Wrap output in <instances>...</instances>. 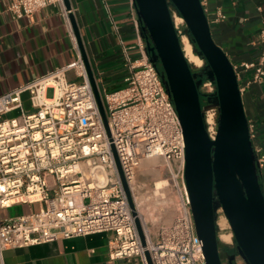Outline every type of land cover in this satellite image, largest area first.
Returning <instances> with one entry per match:
<instances>
[{
	"label": "built area",
	"instance_id": "1",
	"mask_svg": "<svg viewBox=\"0 0 264 264\" xmlns=\"http://www.w3.org/2000/svg\"><path fill=\"white\" fill-rule=\"evenodd\" d=\"M210 1L200 0L206 14ZM48 7H61L69 24L71 11L66 10L63 0H12L9 11L20 19ZM171 12L179 38L188 35L185 25H175L179 13L176 9ZM217 14L224 18L220 11ZM134 30L132 47L120 39L128 68L125 86L101 94L107 124L81 55L68 68L0 96V207L40 205L39 211L0 220V264H6L8 250L101 233L114 234L109 244L110 264H149L147 254L152 264H207L184 180L182 126L136 15ZM67 70H74L82 82H68ZM235 71L238 80L242 73L251 72V82L262 83L264 45L257 61L244 62ZM50 90L52 96L48 97ZM200 92L214 94L216 85L205 80ZM25 95L31 111L25 108ZM210 111L214 116L213 131L207 127L211 136L217 133L218 110L209 107L205 118ZM15 112L19 114L5 118ZM248 125L261 168L262 148L254 142L255 125ZM153 156L168 165L173 186L181 195L173 224L160 228L156 239L139 213L140 186L136 182L141 162ZM122 176L142 224L144 243ZM217 213L219 219L223 211L218 209Z\"/></svg>",
	"mask_w": 264,
	"mask_h": 264
},
{
	"label": "water",
	"instance_id": "2",
	"mask_svg": "<svg viewBox=\"0 0 264 264\" xmlns=\"http://www.w3.org/2000/svg\"><path fill=\"white\" fill-rule=\"evenodd\" d=\"M63 1L70 10L69 0ZM133 1L151 59L162 71L164 85L182 126L184 180L197 234L204 244L206 263L222 264L216 225L217 210L221 209L243 263L264 264V194L235 67L215 42L200 0ZM172 8L183 18L188 37L196 44V53L206 64L197 72L183 53ZM74 29L97 104L107 124L102 98L75 25ZM205 80L216 85L214 94H201ZM209 107L218 110L215 139L209 135L205 123V111ZM120 173L122 175L121 170ZM122 180L144 243L141 221L123 176ZM147 258L152 264L149 254ZM229 264H233L232 260Z\"/></svg>",
	"mask_w": 264,
	"mask_h": 264
},
{
	"label": "crops",
	"instance_id": "3",
	"mask_svg": "<svg viewBox=\"0 0 264 264\" xmlns=\"http://www.w3.org/2000/svg\"><path fill=\"white\" fill-rule=\"evenodd\" d=\"M11 2L0 0V96L66 69L82 56L74 25L100 95L108 86L124 84L128 68L120 39L128 47L136 42L134 18L138 13L133 0H69L70 10L64 4L71 11L69 24L61 7L16 19L9 11ZM218 11L223 19L218 18ZM206 15L215 42L234 67L258 60L264 45V0H211ZM120 52L125 70L111 75L120 68ZM66 79L82 82L74 70L66 71ZM251 81V72L242 73L239 85L248 122L255 125L254 142L264 156V79L260 84ZM24 105L32 110L27 95ZM151 165L155 164L145 170ZM259 180L264 194V165L259 168ZM36 208L35 204L0 207V220L17 218ZM113 239V233H101L59 240L8 250L4 259L6 264H110Z\"/></svg>",
	"mask_w": 264,
	"mask_h": 264
},
{
	"label": "rangeland",
	"instance_id": "4",
	"mask_svg": "<svg viewBox=\"0 0 264 264\" xmlns=\"http://www.w3.org/2000/svg\"><path fill=\"white\" fill-rule=\"evenodd\" d=\"M172 10H174V8H172ZM184 29H187L186 24H185ZM191 44L194 46L193 48H196V44L193 41H191ZM120 59H121L120 68H118L117 71L111 72L110 73L111 75L115 74L116 72L121 73L122 69L125 70L126 66L124 65V60H123V56L121 52H120ZM191 66L193 70L197 72L198 70L203 69L206 66V64L203 61V65L201 68H197L193 64H191ZM124 86L125 84L123 83L121 85L116 84V85L108 86L107 92L110 93V92L120 90ZM210 88L213 89V92L215 91L213 85ZM47 95L48 97H51L52 91L51 90L48 91ZM18 114L19 112L11 113L10 115L5 116V118L14 117ZM172 166L175 167L174 164ZM152 168L157 169L156 171L159 172L156 178L154 175L151 174ZM148 170H149L148 172L149 175H144L145 169L142 170L141 167H139L137 171L136 182L140 186V188L138 189V193H137V201L139 203L142 202L141 210H142L143 218L146 220L147 222L146 224L148 226L149 231L152 233L153 238L156 239L160 228L170 227L173 224L174 219H175L176 209L178 206V202L180 201L181 195L179 194V191L176 188H174L173 182L170 179L168 165L161 158L157 160V164L155 163V165L153 166L151 165ZM157 179L166 180L169 184L166 187V189L164 191H161L160 193L156 192V182L158 181ZM39 209H40V205H38V208H36V211H39ZM224 217H225L224 213L219 215V219L217 216L218 227H219L218 236L222 232L232 233L230 224L227 218L226 217L224 218ZM221 228H225V230H221ZM232 239H233V234H232L231 241L228 244H225L219 240V242L221 243L220 247L224 248L225 245L227 246L231 245Z\"/></svg>",
	"mask_w": 264,
	"mask_h": 264
},
{
	"label": "bare ground",
	"instance_id": "5",
	"mask_svg": "<svg viewBox=\"0 0 264 264\" xmlns=\"http://www.w3.org/2000/svg\"><path fill=\"white\" fill-rule=\"evenodd\" d=\"M175 25H177L178 27L180 25H185V22L183 20L182 17L175 15ZM181 41V45L183 48V53L185 55V58L187 59V61L190 64H193L194 66H196L197 68H201L203 65V60L197 55L195 48H193L194 46L191 44V41L188 37V35H182L180 38ZM207 86H209V84H207ZM206 125L209 128V132L213 131L212 126L214 125V116L211 113V111L207 114L206 118ZM215 134H211L212 139H215ZM149 160H143L141 162V169L144 170L147 166H149L150 164H157V160L159 159L156 156H153L151 158H148ZM149 169V168H148ZM146 169L144 175H149L148 172L149 170ZM157 169L152 168L151 169V174L156 176L159 174V172L156 171ZM154 171V173H153ZM158 180V179H157ZM168 182L166 180H158L156 182V192L160 193L161 191H164L166 189V187L168 186ZM180 194V192H179ZM142 203V202H141ZM141 203L138 202V210L140 215H142V208H141ZM225 218V217H224ZM145 223L146 220L144 219ZM225 221V220H224ZM222 222V221H221ZM227 222V221H226ZM227 224V223H226ZM222 225V224H221ZM221 230H225V228H221ZM219 240L225 244L230 243L231 238H232V233H225L222 232L219 236H218ZM221 244V243H220Z\"/></svg>",
	"mask_w": 264,
	"mask_h": 264
},
{
	"label": "flooded vegetation",
	"instance_id": "6",
	"mask_svg": "<svg viewBox=\"0 0 264 264\" xmlns=\"http://www.w3.org/2000/svg\"><path fill=\"white\" fill-rule=\"evenodd\" d=\"M216 225H217V234H218L219 227L217 220H216ZM220 256H221L222 264H229L231 260L233 264H243L241 258L238 256L237 244L234 237L232 239L231 245L229 246L225 245L224 248L220 247Z\"/></svg>",
	"mask_w": 264,
	"mask_h": 264
}]
</instances>
